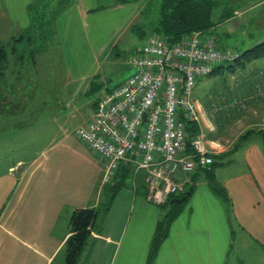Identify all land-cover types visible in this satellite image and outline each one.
Returning a JSON list of instances; mask_svg holds the SVG:
<instances>
[{"label": "crops", "instance_id": "crops-1", "mask_svg": "<svg viewBox=\"0 0 264 264\" xmlns=\"http://www.w3.org/2000/svg\"><path fill=\"white\" fill-rule=\"evenodd\" d=\"M32 2L0 0V37L12 39L27 28ZM53 2L58 4L53 0L51 9ZM94 3L71 0L53 19L48 46L35 51L24 64L17 55L13 57L20 69L25 68L21 73H27L28 80V69L33 70L31 95L33 102L39 103L33 104L32 153L17 152L0 169V264H53L57 258L58 264H63L65 242L71 234V212L97 208L108 191L113 193L107 210L97 229L91 231L93 254L99 264H148L151 240L159 220L167 216L164 212L170 215L167 235L151 264H264V136L258 130L206 139L219 162L213 180L223 188L226 200L213 190L204 172L189 174L184 190L190 188V195L179 211L171 202L160 205L147 200L145 169L135 173L129 164L122 163L127 171L120 167L111 183L101 184L102 157L75 133L89 121L102 90L96 80L97 65H82L86 18L94 10ZM126 4L119 3L116 8L125 11ZM126 12L130 15L127 28L138 29L143 20L136 5ZM92 21L96 27L98 18ZM222 24H215L208 32ZM134 33L143 34L140 30ZM71 37L74 55L70 63L64 50ZM9 49L15 54L12 45ZM50 49L59 55L53 71L55 79L40 83L34 77L37 68L44 65L41 56L49 55ZM6 65L0 64V78ZM226 65L219 63L204 76L202 96L197 94V87L204 77L194 87L192 97L199 120L217 115L235 117L244 108L239 101L252 93L257 73L264 70L246 68L241 79L228 83L209 79L226 71ZM22 74L16 75L17 81ZM43 83L48 87L38 90V84ZM200 123L188 127L196 124L199 129ZM13 147L18 150L22 145ZM182 178L179 172L177 179Z\"/></svg>", "mask_w": 264, "mask_h": 264}, {"label": "built area", "instance_id": "built-area-1", "mask_svg": "<svg viewBox=\"0 0 264 264\" xmlns=\"http://www.w3.org/2000/svg\"><path fill=\"white\" fill-rule=\"evenodd\" d=\"M233 55L223 51L214 36L200 31L172 44L160 34H148L127 59L132 73L104 88L89 121L75 130L102 157L101 184L111 183L120 165L127 163L135 173L147 171L146 198L163 204L170 194L184 190L198 166L208 168L213 159L203 135L187 134L188 125L199 121L192 92L199 79ZM256 77L249 96L260 98L264 70ZM246 100L239 101L242 107Z\"/></svg>", "mask_w": 264, "mask_h": 264}, {"label": "rangeland", "instance_id": "rangeland-1", "mask_svg": "<svg viewBox=\"0 0 264 264\" xmlns=\"http://www.w3.org/2000/svg\"><path fill=\"white\" fill-rule=\"evenodd\" d=\"M229 1H237L239 5L234 6L233 14L229 18L218 22L223 23L221 28L213 29L208 34L215 37L223 51H229L234 54L236 50L241 52L264 40V0ZM57 2L65 4V8L71 3V0H57ZM119 3H127V9L134 4L136 5L143 20L142 23L137 25L139 26L138 29L127 28V26H130L128 24L130 15L127 14V9L123 11L116 8V5ZM94 4V10L86 18V49L85 60L82 65L86 66V68L92 67V64L97 65L96 80L100 84V90H103L104 88H111L123 82L132 73L133 69L127 64V59L135 48L142 45L144 35L153 33L151 31L153 25L159 18V0H95ZM51 6L49 5V17L52 14ZM56 7L57 4L52 8L56 9ZM220 9L216 10L214 18L219 15ZM94 17L95 19L98 18V22L96 23L98 25L96 27H94V22L92 21ZM140 26L142 27L143 34H135V30L139 31ZM70 39L69 43L65 45L64 52L65 60L71 63L74 55L72 50L74 44L72 37ZM0 41L5 43L7 52L6 62H3L7 63V69L2 67L5 73L0 78V169H2L7 163L12 161L15 153L21 152L22 154L27 153V155L32 153L33 104L36 102H33V95H31L33 94V70L28 69V73H30V80H28V74L23 75L21 73L24 72L25 68L20 69L21 67L13 62V57L16 54L11 53L9 49L14 44L13 42H15L13 38L0 37ZM167 42L173 43L168 40ZM100 45L102 46L101 53ZM53 51V49H50L49 55L47 54L48 56H41L45 66L37 68V73L34 77L38 81L40 79V83L42 81L49 83L51 78L55 79L53 71L56 72L55 62L59 58V55L53 53ZM234 58L235 55L230 59L233 60ZM20 61V63L24 64L22 60ZM229 61H224L228 64L225 66L226 71H222L218 75H211L209 79L214 80V78H217L218 82L228 83L238 78L241 79L240 76L244 75V69L246 68L251 69L255 66L264 68V55L251 60L242 67L238 63H228ZM229 67L232 69H229ZM17 74H22L24 77L20 76L17 81ZM205 78H202V82H199L200 84L197 87V94L200 96L204 93L201 87ZM47 87L43 83L38 84L37 89L41 90ZM96 93L95 95H97ZM12 95L17 96L13 98ZM245 99H247L245 107L235 117L228 118L225 115L204 117V119L198 121L201 122V126L199 125L196 133H201L205 141L215 136L218 138V136L224 137L230 135L234 131L236 133L248 130L246 133L248 135V132L253 133L258 130L259 134L261 133L264 136V96L260 98L247 96ZM16 143L20 144V146L22 145V148H18L19 151L13 147V144ZM27 143L29 144L27 145ZM157 208L159 207L157 206ZM101 219L102 215L99 217L97 225L100 224ZM94 245L93 240H91L88 246H86L85 251L80 255L77 263L80 260L83 264H99L93 254ZM53 264H58V258Z\"/></svg>", "mask_w": 264, "mask_h": 264}, {"label": "trees", "instance_id": "trees-1", "mask_svg": "<svg viewBox=\"0 0 264 264\" xmlns=\"http://www.w3.org/2000/svg\"><path fill=\"white\" fill-rule=\"evenodd\" d=\"M52 1L53 0H34V2L28 6L30 18L29 25L19 36L13 38L15 42H13L14 44L12 45V49L18 59L23 62L32 58L35 51L44 49L51 38L52 21L56 14L65 6L62 2L58 3L56 9L53 8L51 10L52 14L49 17L47 16V12L50 9L49 5ZM236 5H239L237 1L230 2L229 0H159V18L153 25L151 31L164 36L169 42H175L181 36L194 31H200L204 35H209L208 31L215 24L226 20L233 14V8ZM219 8H221L220 13L214 18V14ZM139 30L142 31L141 26ZM263 55L264 40L241 52L236 50L235 58L228 63H238L239 66L242 67L244 64ZM6 56L5 43L0 41V64L6 61ZM187 130L189 137L198 131V126L192 124ZM211 156L213 160L208 168L198 166L193 172L195 174L204 172L213 190L221 196L223 200H226V194L223 188L213 180V170L219 162L213 158V154H211ZM120 167L127 171L126 164L120 165ZM190 190L189 188L178 193L170 194L165 202H171L175 210L179 211L186 204L190 195ZM112 193L113 192L109 191L106 192L103 201H101L97 208H77L71 212L69 217L71 234L65 242L64 248L66 255L63 264L77 263L80 255L85 251L86 246H88L92 239L91 231L96 230L99 217L107 210ZM166 213L167 216L159 220L151 240L148 264L152 263L161 241L167 235L170 215L169 212Z\"/></svg>", "mask_w": 264, "mask_h": 264}, {"label": "bare ground", "instance_id": "bare-ground-1", "mask_svg": "<svg viewBox=\"0 0 264 264\" xmlns=\"http://www.w3.org/2000/svg\"><path fill=\"white\" fill-rule=\"evenodd\" d=\"M174 43V42H173ZM169 44H172V43H169Z\"/></svg>", "mask_w": 264, "mask_h": 264}]
</instances>
